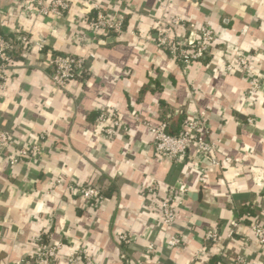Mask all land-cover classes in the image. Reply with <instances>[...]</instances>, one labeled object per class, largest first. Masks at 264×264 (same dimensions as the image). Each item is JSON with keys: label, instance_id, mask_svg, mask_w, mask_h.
I'll return each mask as SVG.
<instances>
[{"label": "crops", "instance_id": "crops-1", "mask_svg": "<svg viewBox=\"0 0 264 264\" xmlns=\"http://www.w3.org/2000/svg\"><path fill=\"white\" fill-rule=\"evenodd\" d=\"M66 1L63 15L42 16L34 0H0V31L44 42L41 51H12L0 89V130L10 140L0 150V264L33 254L40 237L61 243L54 264L78 250L92 264H212L222 251L264 264V247L247 222L264 225V0ZM96 7L123 18L120 34L87 29ZM172 17L183 20L178 32L186 37L208 24L216 35L211 54L183 66L158 49V24ZM56 54L86 57L66 89L49 80ZM239 54L246 71L237 66ZM251 78L258 81L253 92ZM104 108L119 114L110 137L96 124ZM202 110L218 158L230 163L213 166L190 149L180 163L157 159L144 121H163L175 134L183 118ZM35 144V159L9 162L18 147ZM58 178L64 183L52 184ZM67 182L93 183L103 199L86 201ZM151 184L158 186L154 195ZM170 189L177 193L176 218L167 229L158 203ZM210 228L219 236L205 244ZM123 233L130 243L119 242ZM173 234L181 244L170 248Z\"/></svg>", "mask_w": 264, "mask_h": 264}, {"label": "built area", "instance_id": "built-area-1", "mask_svg": "<svg viewBox=\"0 0 264 264\" xmlns=\"http://www.w3.org/2000/svg\"><path fill=\"white\" fill-rule=\"evenodd\" d=\"M69 9V3L66 0H34V12L42 16H61ZM156 31L155 46L163 50L168 56L180 62L183 66L201 61L211 54L212 45L216 41L214 30L208 24H201L197 27L196 32L191 37L178 32L183 28L185 23L179 17H172L170 20H161ZM87 29L93 34L104 33L106 35H118L123 28V18L112 16L96 7L94 15L86 23ZM264 31V22L260 24ZM15 44L4 39L0 35V89H4L9 80L10 70L13 65L12 51L20 49L26 52L36 48L41 51L44 46L43 41H32L26 34H16L14 36ZM90 57L93 55L90 54ZM235 61L239 70L248 69L247 58L243 55H237ZM86 57L72 54H56L51 59L52 72L49 76L50 83L58 89H66L68 84L81 75L84 71ZM225 70L231 72L233 66L228 63ZM258 85L255 78L249 80V91L253 92ZM96 124L104 136H113L120 125L119 114L112 108H104L96 118ZM152 135L153 154L159 160L172 161L180 163L186 157L190 149L195 156H205L209 158L213 166H221L230 163L229 157L218 158L219 149L210 139V130L207 124V114L205 111H198L194 117H185L182 120L180 130L177 134L171 135L166 132V123L160 122L152 124L144 121ZM10 147L9 134L0 130V150L6 151ZM40 152L38 144L32 146H21L16 150L15 157H9L11 164L19 160H33ZM64 183L62 179H55L52 184L60 185ZM69 192L80 195L86 201H100L103 195L100 190L93 184H77L72 182L65 183ZM158 186L151 184L148 193L156 194ZM180 191V194H183ZM176 197L174 189L159 200L158 210L160 212L163 225L169 229L172 227L176 218ZM234 226L237 224L232 222ZM248 226L252 232L254 242L264 247V225L256 219H250ZM218 232L210 228L204 233V243H215L218 239ZM122 244L130 243V237L123 233L118 237ZM167 246L170 248L177 247L181 244L180 236L173 234L167 238ZM61 243L51 242L47 237H40L38 245L33 254L20 259L17 264H54ZM150 252L154 251L152 245L149 246ZM219 259L212 264H252L241 252H235L231 256L222 251L218 256ZM92 264L89 257L81 250L71 252L66 257L65 264Z\"/></svg>", "mask_w": 264, "mask_h": 264}, {"label": "trees", "instance_id": "trees-1", "mask_svg": "<svg viewBox=\"0 0 264 264\" xmlns=\"http://www.w3.org/2000/svg\"><path fill=\"white\" fill-rule=\"evenodd\" d=\"M0 35L4 38V39H6V40H8L9 42H12L13 44H15V41H14V36H15V34H6V33H4V32H2V31H0ZM184 119V118H183ZM182 119V120H183ZM182 120H181V123H182ZM181 126V125H180ZM166 127H167V125H166ZM179 130H180V128H179ZM179 130H178V132H179ZM166 132H167V130H166ZM177 132V133H178ZM168 133V132H167ZM177 133H175V134H177ZM168 134H170V133H168ZM171 135H174V134H171ZM101 192V191H100ZM101 194L103 195V192H101ZM246 212L248 213L247 215L248 216H251V217H253V215L252 214H250V211L249 210H246ZM247 222H250V220H247ZM217 259H219V257H215L213 260H212V262H214V261H216Z\"/></svg>", "mask_w": 264, "mask_h": 264}]
</instances>
